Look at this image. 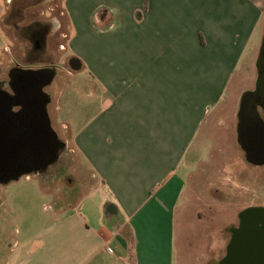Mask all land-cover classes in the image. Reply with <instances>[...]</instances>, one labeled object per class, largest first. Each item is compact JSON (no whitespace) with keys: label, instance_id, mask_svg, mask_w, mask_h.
Returning a JSON list of instances; mask_svg holds the SVG:
<instances>
[{"label":"crops","instance_id":"obj_1","mask_svg":"<svg viewBox=\"0 0 264 264\" xmlns=\"http://www.w3.org/2000/svg\"><path fill=\"white\" fill-rule=\"evenodd\" d=\"M80 3L62 4L69 49L85 50L75 58L86 69V113L64 124L72 139L60 142L85 168L89 194L102 191V220L79 215V202L12 240L0 264H173L190 146L240 62L248 69L264 0H100L84 14ZM98 5L112 14L93 31L88 14Z\"/></svg>","mask_w":264,"mask_h":264},{"label":"rangeland","instance_id":"obj_2","mask_svg":"<svg viewBox=\"0 0 264 264\" xmlns=\"http://www.w3.org/2000/svg\"><path fill=\"white\" fill-rule=\"evenodd\" d=\"M4 1L0 0V8H5ZM63 1L33 0V4L25 7L23 20L24 23L38 20L58 24L59 29L54 25L45 46L58 67L57 76L46 89L51 96L47 114L58 139L70 141L72 135L64 124L73 121L71 118H76L77 123L82 124L85 118L83 89L79 85L86 75V69L82 67L79 71H73L67 64L72 57H83L85 50L82 45L75 44L71 49L67 46V36L68 33L71 35V31L66 28L68 17L66 9H63ZM97 1L100 0H78L81 3L76 8L84 14ZM103 2L111 4L113 0ZM98 6L88 14L93 31L102 29L100 22L94 20L96 13L105 10L112 14L106 7ZM3 11L0 19L1 72H5L10 65V56L17 59L21 47L11 40L10 21L4 20ZM263 24L264 15L254 38L252 48L255 51L246 62L248 69L242 68L241 61L236 68L237 74L225 88L217 107L206 118L190 146L188 164L184 169L187 182L176 203L173 264H216L225 259L229 240L225 229L230 223L236 225L238 211L252 205L264 207V170L249 167L233 146L241 96L255 88V60L264 32ZM4 49H10L8 55ZM70 71L73 77L68 76ZM63 90L66 92L60 95L59 92ZM52 96L55 97L54 104ZM63 154L55 164L48 165L46 171L29 173L8 185H0V255L3 254V257L12 240L21 241L46 229L55 217L73 213L79 202L84 201L79 215H90L94 223L95 220L99 223V217L102 220V203L99 208L96 204L101 199L102 191L91 196L85 168L75 160L70 148H64Z\"/></svg>","mask_w":264,"mask_h":264},{"label":"flooded vegetation","instance_id":"obj_3","mask_svg":"<svg viewBox=\"0 0 264 264\" xmlns=\"http://www.w3.org/2000/svg\"><path fill=\"white\" fill-rule=\"evenodd\" d=\"M32 2L4 1V20L10 21V38L21 46L17 59L10 56L6 71L0 70V75L3 74L0 77V157L8 159L7 162L0 159V170L11 165L9 169L13 172L18 169L30 173L46 171L45 165L55 164L53 157L60 159L65 148L49 132L43 116L44 105L47 111L50 102L46 89L58 74V67L45 48L55 23L38 20L24 23L25 7ZM99 12L94 20L101 23L108 13ZM55 26L59 29L58 24ZM8 50H5L7 55ZM233 146L249 167L264 170V102L255 89L241 96ZM236 217V225L230 223L225 229L229 235L227 253L231 257L233 253L249 252L264 258V207H246L238 211ZM223 262L221 259L216 264Z\"/></svg>","mask_w":264,"mask_h":264},{"label":"water","instance_id":"obj_4","mask_svg":"<svg viewBox=\"0 0 264 264\" xmlns=\"http://www.w3.org/2000/svg\"><path fill=\"white\" fill-rule=\"evenodd\" d=\"M71 63L69 64V68L73 71H79L81 69V62L77 58H71ZM255 70H256V80H255V91L259 94L262 101L264 102V33L261 40V45L259 49L258 56L255 60ZM48 104V103H47ZM46 107V104L44 105ZM44 107L43 116L44 121L46 122L47 129L49 132L53 135L54 139L58 140L57 134L52 129L50 120L48 118V114L46 111V108ZM2 161H8L7 158L0 157ZM52 160H59L57 156H54ZM51 160V161H52ZM0 161V164L1 162ZM50 161V163H51ZM49 162V161H48ZM11 164V163H10ZM49 163L45 165V167L48 166ZM12 167L11 165H8V167H3L4 169L0 170V173L3 172L2 177L0 176V182L2 183H9L10 181H17L21 176L27 175L30 172L22 171L21 169H18L16 171H11L9 169ZM2 168V167H1ZM4 170V171H3ZM7 171V172H6ZM10 173V174H9ZM34 174H38L39 171L35 170L33 172ZM228 254V253H227ZM223 264H264V258L258 255V254H252L249 252H243V253H233L227 255V257L224 259Z\"/></svg>","mask_w":264,"mask_h":264},{"label":"trees","instance_id":"obj_5","mask_svg":"<svg viewBox=\"0 0 264 264\" xmlns=\"http://www.w3.org/2000/svg\"><path fill=\"white\" fill-rule=\"evenodd\" d=\"M58 141H59V143H61L60 140H58Z\"/></svg>","mask_w":264,"mask_h":264}]
</instances>
